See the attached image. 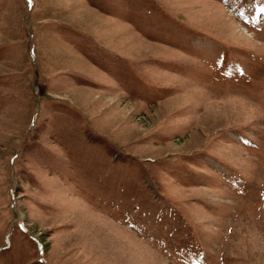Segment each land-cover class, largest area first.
I'll return each instance as SVG.
<instances>
[{
  "label": "rangeland",
  "instance_id": "1",
  "mask_svg": "<svg viewBox=\"0 0 264 264\" xmlns=\"http://www.w3.org/2000/svg\"><path fill=\"white\" fill-rule=\"evenodd\" d=\"M0 264H264V0H0Z\"/></svg>",
  "mask_w": 264,
  "mask_h": 264
},
{
  "label": "bare ground",
  "instance_id": "2",
  "mask_svg": "<svg viewBox=\"0 0 264 264\" xmlns=\"http://www.w3.org/2000/svg\"><path fill=\"white\" fill-rule=\"evenodd\" d=\"M237 31H238V30H237ZM237 31H236V32H237ZM238 35L242 37V36L245 35V33H244L243 31H239ZM238 35H237V36H238ZM245 36H246V35H245ZM246 37H247V36H246ZM249 41H250V40H249ZM249 43H250V42H249Z\"/></svg>",
  "mask_w": 264,
  "mask_h": 264
}]
</instances>
